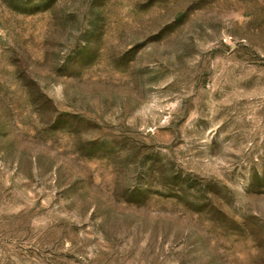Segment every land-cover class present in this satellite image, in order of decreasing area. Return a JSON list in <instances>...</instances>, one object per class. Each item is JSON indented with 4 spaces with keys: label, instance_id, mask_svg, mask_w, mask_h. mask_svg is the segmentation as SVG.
<instances>
[{
    "label": "rangeland",
    "instance_id": "1",
    "mask_svg": "<svg viewBox=\"0 0 264 264\" xmlns=\"http://www.w3.org/2000/svg\"><path fill=\"white\" fill-rule=\"evenodd\" d=\"M0 264H264V0H0Z\"/></svg>",
    "mask_w": 264,
    "mask_h": 264
}]
</instances>
